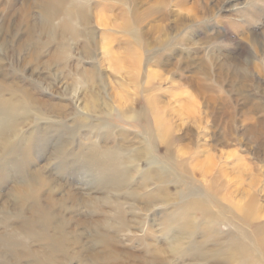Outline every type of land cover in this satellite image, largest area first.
Listing matches in <instances>:
<instances>
[{"label":"rangeland","instance_id":"1","mask_svg":"<svg viewBox=\"0 0 264 264\" xmlns=\"http://www.w3.org/2000/svg\"><path fill=\"white\" fill-rule=\"evenodd\" d=\"M0 264H264V0H0Z\"/></svg>","mask_w":264,"mask_h":264},{"label":"bare ground","instance_id":"2","mask_svg":"<svg viewBox=\"0 0 264 264\" xmlns=\"http://www.w3.org/2000/svg\"><path fill=\"white\" fill-rule=\"evenodd\" d=\"M67 29L70 30V31H73L72 28H69L68 26H67ZM96 157L99 159V162L97 164V168L99 170H108L110 172L109 173V177H108V179L110 180L109 181L110 184H112L113 186H115L117 188H120L121 186H123L124 181L126 179L125 178L126 172H125V174L122 172V170L124 171L123 162H121V160L119 158L117 159V157H115L114 155L110 156L109 154H107V152L106 153H102V152L98 151L97 154H96ZM127 159H128V161L133 162L134 161V156L130 155V156L127 157ZM123 220L121 218L119 220L120 224L122 226H123ZM144 225H145V222L140 224L139 228H141V231H143ZM167 229H168L169 232H171L170 231L171 228L167 227ZM168 240L170 242V250H171V252L174 253V254L179 253L180 250H181L182 244H181L180 239L178 238V236L177 235H171L170 239H168Z\"/></svg>","mask_w":264,"mask_h":264}]
</instances>
